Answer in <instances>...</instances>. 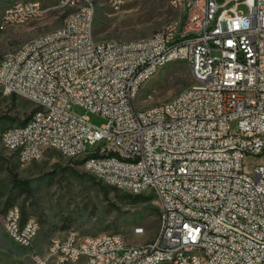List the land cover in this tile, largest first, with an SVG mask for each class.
<instances>
[{"label": "built area", "instance_id": "2783aa9c", "mask_svg": "<svg viewBox=\"0 0 264 264\" xmlns=\"http://www.w3.org/2000/svg\"><path fill=\"white\" fill-rule=\"evenodd\" d=\"M133 1L61 0L60 26L0 58V86L36 106L2 141L23 167L53 148L82 158L104 184L153 195L158 234L130 243L120 233L70 229L42 249L40 221L20 204L0 200V221L34 264H264V0H167L174 16L151 35L97 39L98 8L119 11ZM50 9L16 1L0 28ZM175 61L190 66L195 83L138 107L145 82ZM75 104L106 123H91ZM254 156L263 161L246 171ZM134 234L144 236L145 227Z\"/></svg>", "mask_w": 264, "mask_h": 264}, {"label": "rangeland", "instance_id": "374dc122", "mask_svg": "<svg viewBox=\"0 0 264 264\" xmlns=\"http://www.w3.org/2000/svg\"><path fill=\"white\" fill-rule=\"evenodd\" d=\"M22 0H0V23L4 10L12 3ZM51 8L41 18L0 28V58L20 48L34 36L50 31L63 23L64 12L56 6L61 0H39ZM222 5L226 0H216ZM240 12L248 7L241 3ZM174 11L167 0H136L119 11L108 4L98 8L95 19L97 39L129 41L151 35L162 28ZM190 66L184 61H175L161 67L142 86L135 100L138 107H147L165 101L182 89L193 85ZM35 104L25 96L9 94L0 86V199L6 201L10 194V175L14 171L21 178L31 180L30 190L20 195L16 202L26 216H36L41 224L38 243L43 249L51 237L75 229L81 234L120 233L130 243L152 240L159 232L161 217L159 204L151 194L144 198L123 195L104 187V183L92 175L82 158L64 156L59 150L49 148L44 156L28 166H21L14 152L3 144L2 134L14 124L28 120ZM73 111L87 115L97 126L106 123L101 114L90 112L75 104ZM259 156L246 161L262 162ZM145 227L144 236H136L134 228ZM0 261L7 264H34L29 250L14 241L0 221Z\"/></svg>", "mask_w": 264, "mask_h": 264}, {"label": "trees", "instance_id": "16d2710c", "mask_svg": "<svg viewBox=\"0 0 264 264\" xmlns=\"http://www.w3.org/2000/svg\"><path fill=\"white\" fill-rule=\"evenodd\" d=\"M10 183H11V189H10L11 192L8 195L6 201H2L0 199L4 203V205L6 207L11 206V205H14V204H17L16 199L20 195L28 192L30 190V187H31V180L30 179L21 178L18 175V173L14 172V171L11 172V175H10ZM104 187H106L107 189H110V190L118 191V193L124 192V191H122V190H120L118 188H115V187L110 186V185H107V184H104ZM122 194L123 195H127V196L133 195V194H129V193H126V192H124ZM134 196H138V197H141V198H144L145 197L143 194L134 195ZM23 212H24V215L26 216V212L24 210H23Z\"/></svg>", "mask_w": 264, "mask_h": 264}]
</instances>
